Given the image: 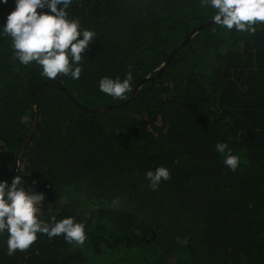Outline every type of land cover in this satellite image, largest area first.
Masks as SVG:
<instances>
[{
    "label": "trees",
    "instance_id": "16d2710c",
    "mask_svg": "<svg viewBox=\"0 0 264 264\" xmlns=\"http://www.w3.org/2000/svg\"><path fill=\"white\" fill-rule=\"evenodd\" d=\"M14 7L0 4V25ZM72 12L98 33L78 81L42 77L0 38V179L22 174L43 219L74 216L88 239L38 234L8 255L5 234L0 264H264V25L229 31L203 0H75ZM105 76H131L132 91L107 96ZM159 166L170 179L152 190Z\"/></svg>",
    "mask_w": 264,
    "mask_h": 264
},
{
    "label": "clouds",
    "instance_id": "9594fccd",
    "mask_svg": "<svg viewBox=\"0 0 264 264\" xmlns=\"http://www.w3.org/2000/svg\"><path fill=\"white\" fill-rule=\"evenodd\" d=\"M9 0H0L7 4ZM75 0H14L15 7L0 25V38H10L14 57L23 66L35 64L42 77L56 79L58 75L78 81L81 78L83 53L98 36L72 12ZM204 6L215 10L212 21L229 31L254 32L255 25H264V0H203ZM131 76L101 77L100 92L114 99H125L132 91ZM215 151L223 155L222 163L235 171L240 157L232 153L224 142L215 144ZM149 187L156 190L162 181L170 179V170L159 166L145 173ZM35 183V181L33 182ZM42 192L25 187L22 174L11 181L0 179V237L7 234L8 255L25 251L38 239L63 236L74 247L83 246L88 235L86 225L74 216L46 221L41 216Z\"/></svg>",
    "mask_w": 264,
    "mask_h": 264
},
{
    "label": "water",
    "instance_id": "95a60500",
    "mask_svg": "<svg viewBox=\"0 0 264 264\" xmlns=\"http://www.w3.org/2000/svg\"><path fill=\"white\" fill-rule=\"evenodd\" d=\"M147 79V78H146ZM91 110H96V109H91ZM35 122V121H34ZM33 129H34V125H33V127H32V129H31V132H30V134H29V137H28V139L25 141V143L22 145V147L20 148V150H19V153H18V157H19V155H20V153L22 152V150L25 148V146H26V144L28 143V141L30 140V138H31V136H32V134H33ZM18 157H17V159H16V161H15V163H14V166H13V169H12V171H14L15 170V168H16V166H17V164H18Z\"/></svg>",
    "mask_w": 264,
    "mask_h": 264
}]
</instances>
